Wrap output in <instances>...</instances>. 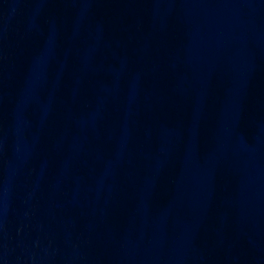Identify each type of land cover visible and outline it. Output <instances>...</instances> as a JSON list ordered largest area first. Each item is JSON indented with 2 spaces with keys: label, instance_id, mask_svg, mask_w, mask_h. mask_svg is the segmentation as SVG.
Wrapping results in <instances>:
<instances>
[{
  "label": "water",
  "instance_id": "obj_1",
  "mask_svg": "<svg viewBox=\"0 0 264 264\" xmlns=\"http://www.w3.org/2000/svg\"><path fill=\"white\" fill-rule=\"evenodd\" d=\"M200 0H0V264H132Z\"/></svg>",
  "mask_w": 264,
  "mask_h": 264
}]
</instances>
